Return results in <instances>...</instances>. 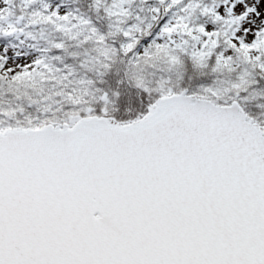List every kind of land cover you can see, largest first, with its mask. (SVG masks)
<instances>
[{"label":"snow or ice","instance_id":"snow-or-ice-1","mask_svg":"<svg viewBox=\"0 0 264 264\" xmlns=\"http://www.w3.org/2000/svg\"><path fill=\"white\" fill-rule=\"evenodd\" d=\"M0 264H264V0H0Z\"/></svg>","mask_w":264,"mask_h":264}]
</instances>
